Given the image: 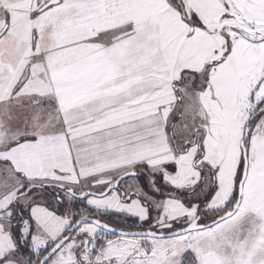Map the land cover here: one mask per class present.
Masks as SVG:
<instances>
[{
    "label": "snow or ice",
    "instance_id": "snow-or-ice-1",
    "mask_svg": "<svg viewBox=\"0 0 264 264\" xmlns=\"http://www.w3.org/2000/svg\"><path fill=\"white\" fill-rule=\"evenodd\" d=\"M0 264H264V0H0Z\"/></svg>",
    "mask_w": 264,
    "mask_h": 264
}]
</instances>
